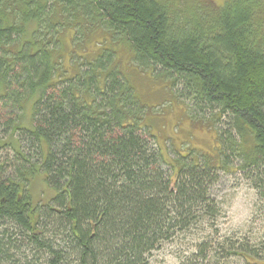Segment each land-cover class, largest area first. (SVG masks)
Segmentation results:
<instances>
[{
  "label": "trees",
  "instance_id": "16d2710c",
  "mask_svg": "<svg viewBox=\"0 0 264 264\" xmlns=\"http://www.w3.org/2000/svg\"><path fill=\"white\" fill-rule=\"evenodd\" d=\"M65 32L81 46L108 33L114 48L98 42L87 70L70 75ZM122 43L203 122L228 118L214 160L187 155L172 179L163 170L146 106L117 62ZM1 104L30 120L3 126L18 135L20 165L13 177L0 164V264H149L221 216L210 194L234 159L264 211V0H0ZM38 172L53 192L43 204L28 188ZM196 248L187 264H264V229Z\"/></svg>",
  "mask_w": 264,
  "mask_h": 264
},
{
  "label": "rangeland",
  "instance_id": "374dc122",
  "mask_svg": "<svg viewBox=\"0 0 264 264\" xmlns=\"http://www.w3.org/2000/svg\"><path fill=\"white\" fill-rule=\"evenodd\" d=\"M185 1H207L214 6H221L227 0ZM72 36V32H65L60 36L62 46L59 53L63 70L67 69L70 75L87 70L84 63L86 59L96 58L97 50L101 49L98 42L104 44L102 47H111L112 44L114 48L108 33L100 36L91 34L85 39V46L73 42ZM116 51L121 72L127 82L134 87L140 103L146 106L143 124L149 130V132L145 131L146 136L149 139H152L150 136L155 138L152 140L157 149H160L165 162L163 170L171 179L175 178L174 174L178 171L176 169L187 155L190 156L189 163L193 160L196 163H203L205 159L214 160L218 153L217 130L225 127L228 118H222L221 123L216 125L213 124L214 121L208 123L209 117H207L208 122H203V115L192 112L195 107L193 104L178 99L172 90V83L168 80H157L154 73L139 70L131 62L132 53L128 44H120ZM18 117L24 122L30 120V114L24 118L23 113L14 107L0 105V133H2L0 141L3 144L0 145V164L5 162L8 176L13 177L14 165L19 166L20 163L16 161L18 157L12 144H16L17 149L20 145L17 142L18 135L12 138V134L6 132L3 126L7 121L16 120ZM234 160L235 166L231 171H219L220 181L213 186L210 194L211 199L218 205L221 216L212 223L194 227L191 235L182 234L164 244L159 251L152 254L149 264H187V259L197 252L196 247L203 242L204 236L211 235L212 238L219 240L232 235L248 237L250 231L258 233L264 229L261 199L252 181L245 177L246 173L244 175L238 169L242 165V160ZM46 181V176L38 172L32 179L31 185L29 187L27 185L34 204H43L53 195Z\"/></svg>",
  "mask_w": 264,
  "mask_h": 264
}]
</instances>
